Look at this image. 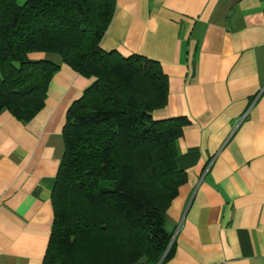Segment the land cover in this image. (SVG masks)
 Returning a JSON list of instances; mask_svg holds the SVG:
<instances>
[{
  "label": "crops",
  "instance_id": "0c3cea01",
  "mask_svg": "<svg viewBox=\"0 0 264 264\" xmlns=\"http://www.w3.org/2000/svg\"><path fill=\"white\" fill-rule=\"evenodd\" d=\"M115 1L100 47L157 60L168 98L153 117L187 119L156 264H264V0ZM29 56L60 68L29 121L0 111V264H44L66 111L93 80Z\"/></svg>",
  "mask_w": 264,
  "mask_h": 264
},
{
  "label": "trees",
  "instance_id": "16d2710c",
  "mask_svg": "<svg viewBox=\"0 0 264 264\" xmlns=\"http://www.w3.org/2000/svg\"><path fill=\"white\" fill-rule=\"evenodd\" d=\"M115 0H0V111L29 121L60 64L93 78L66 111L44 264L165 261L167 207L186 180L176 140L186 117L155 119L168 98L157 60L104 50Z\"/></svg>",
  "mask_w": 264,
  "mask_h": 264
}]
</instances>
